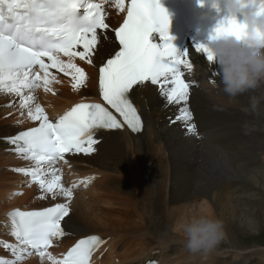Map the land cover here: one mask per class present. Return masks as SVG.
Here are the masks:
<instances>
[{"label": "bare ground", "instance_id": "1", "mask_svg": "<svg viewBox=\"0 0 264 264\" xmlns=\"http://www.w3.org/2000/svg\"><path fill=\"white\" fill-rule=\"evenodd\" d=\"M125 10L126 0L122 11L114 0L108 25L116 24L118 14ZM109 32L105 33L108 39L101 50L93 57L94 63L72 58L87 75L84 86L73 90L72 76L51 68L48 77L51 91H45L43 80L39 81L36 92L41 96L40 102L43 99V106H40L49 119L77 102L98 96L97 67L118 49ZM195 42L192 37L186 39L184 49L190 53L192 69L182 68V71L184 79L191 81L188 106L196 132L189 133L185 122L176 120L183 103L166 104L158 85L147 83L131 92L143 118V130L135 135L127 130L100 133L96 137L99 143L94 154L67 156L59 165L68 178L83 179L91 193L113 197L117 205L127 209L134 205V212L129 214L118 206L111 207L95 213L98 222H94L88 218V212L84 216L85 211L76 208L79 202L72 204L80 217L71 215L69 209L61 226L66 235L56 239L48 251L55 260L58 252L71 241L97 233L109 238L108 252L125 261L106 256L103 264L140 262L151 253H156L162 264H250L251 261L259 264L264 261V250H260L259 245H250L249 240L239 241L247 236L254 239L264 230V82L236 98L228 97L222 90L219 76L211 74L218 71V65H209L202 54L196 53ZM59 58L64 62L69 60L66 56ZM38 72L43 77L40 69ZM21 92L23 98L28 97L25 91ZM21 99L16 93L0 92V114L3 110H7L5 115L18 110L12 117H20L22 111L30 108L29 103L22 109L12 107L13 102H21ZM9 123L0 121V180L11 175L15 177L12 170L36 166L35 161L18 154L8 138L19 130L39 126V121L28 116L24 126ZM42 169L51 173L56 170L49 163L43 164ZM0 187L5 190V186ZM7 187L20 193L10 194L9 197H16L15 206L10 207L35 209L29 204L36 199L34 192L38 185L30 183V178L25 186L16 181ZM0 198L3 200L1 194ZM55 204L66 202H51L39 208ZM27 205V209L24 208ZM108 216L125 219L126 228L120 224L117 229H100ZM199 216L215 217L223 222L225 246H221V241L208 254H192L186 249L181 226ZM78 219H83L84 225ZM3 222L7 230L9 220L4 215L0 217V230H3ZM125 232L134 235L127 240ZM114 238L117 240L113 241ZM112 244L117 248L113 249ZM45 259L47 264H53L48 256L37 257L32 263L39 264Z\"/></svg>", "mask_w": 264, "mask_h": 264}, {"label": "snow or ice", "instance_id": "2", "mask_svg": "<svg viewBox=\"0 0 264 264\" xmlns=\"http://www.w3.org/2000/svg\"><path fill=\"white\" fill-rule=\"evenodd\" d=\"M124 2L116 0V7L121 11ZM168 27V14L159 0H128L123 23L114 30L119 50L99 67L98 87L104 104L76 103L55 122L49 120L39 105L34 112L29 110V118L39 121V126L8 140L16 145L14 150L18 154L35 161L36 166L15 171L30 175V183L38 184L42 191L59 190L71 199V189L60 185L55 171L53 180L43 179L41 166L54 164L66 154L94 152V145L99 143L94 137L99 129L114 130L126 125L132 132L141 131V116L130 94L149 82L159 86L166 104L183 103L176 120L184 121L187 131L195 133L196 125L188 106L191 81L184 79L185 73L181 70L183 67L191 71L190 53L173 46ZM242 27L243 20L238 21L226 13L207 39L195 42L193 49L202 54L209 65L214 64V55L206 41L223 30L239 35ZM108 30L105 9L93 0H0V92L21 95V107H26L34 97L23 98L21 89L40 87L38 81L43 80L44 90L51 91L48 87L50 68L72 76L73 90L84 86L87 75L72 58L94 63L93 57L108 39L105 35ZM154 32L159 33V44L150 40ZM60 54L69 57L68 62L60 60ZM36 66L43 77L35 71ZM68 69L72 71H66ZM211 74L217 77L218 71ZM7 215L12 221L13 235L20 238L22 244L39 250L51 247L54 239L66 235L61 221L69 215V208L67 204H55L39 211L13 209ZM99 243V236H89L77 241L62 260L56 261L50 254L48 258L53 264H87ZM39 255L43 257L45 253L40 251Z\"/></svg>", "mask_w": 264, "mask_h": 264}, {"label": "clouds", "instance_id": "3", "mask_svg": "<svg viewBox=\"0 0 264 264\" xmlns=\"http://www.w3.org/2000/svg\"><path fill=\"white\" fill-rule=\"evenodd\" d=\"M227 14L242 16L239 35L223 30L206 41L218 65L223 92L236 98L264 82V0H209ZM185 247L192 254H208L224 239L223 222L215 217H193L182 226Z\"/></svg>", "mask_w": 264, "mask_h": 264}, {"label": "rangeland", "instance_id": "4", "mask_svg": "<svg viewBox=\"0 0 264 264\" xmlns=\"http://www.w3.org/2000/svg\"><path fill=\"white\" fill-rule=\"evenodd\" d=\"M110 25L112 26L113 24H110ZM25 95L34 97V99L29 102V106H30V108H32L31 111L34 112L37 105H39V106L42 105L43 106V99H41V102H40V97L41 96L39 95L38 92H36V91L32 92L31 91L30 94L25 93ZM35 97H36V100H35ZM33 101L35 103H33ZM12 105H13L12 107H15L16 109L17 108L22 109V107H20L21 106V102H19L18 100L13 102ZM42 106H40V107H42ZM30 108L28 110H26V111L20 110V111H22V115L20 117H18V118L12 117V116H15V112L18 111V110L13 111L12 113H9V114H6V115H5V113H7V110H3L2 111V113H3L2 115L3 116L0 114V121H8V122H10L9 124L14 125L16 127L24 126L26 124V120H27L28 112H29ZM6 109H12V108L6 107ZM55 169L56 170L60 169V165L56 166ZM41 171H44V169H42ZM49 171L50 170H45L44 173H46V172H48L46 174H52L53 173V172L51 173ZM61 171L62 172H66L63 169ZM12 173L14 174L15 177H13L11 175L10 178H2L0 180V186H5L4 187L5 190L2 189V187H0V194L2 195V198H3V200L0 198V217L3 216V215L6 216L7 210L8 209H13L12 207L15 206L14 202H15L16 197H14V195H15L16 192H13L12 188L10 187L11 188L10 189L7 186L8 185H12V183H14L16 181L18 183H20V186H25L27 178H30L29 176H25L24 177L22 175H19L18 174L19 172L15 171V170H12ZM51 178L54 179V177H51ZM72 178L73 177L68 178L67 172H66V175H64V177H62V180L66 182V179H67V183H69L70 179H72ZM45 181H48L47 177L45 178ZM63 188L66 189V185ZM80 188L81 187H78L77 190H79ZM83 189H85V191H82L80 193H78L76 191L72 192L71 199H68L59 190H54L53 193H48V192L42 191L40 189L39 185H38V188L34 192V195H35L34 197H36V199L34 200V202H32V204H29V205H33L35 207V209H38L41 205L42 206L45 205L46 202H48V203H51V202H66V204L68 205V207L70 209V214L71 215H76L77 217H80V214L76 213L73 210V208H72V204H74L76 202H79V205L76 208H81L82 211H85L84 212V216H86V212H88V215L90 216L88 218H91V220H93L94 222H98L95 219V216H94L95 213H98V212L101 213L102 211H107L111 207H117L118 206L120 209H124V210L128 211L129 214H132L134 212V209H135L134 205H131V207H129V209H130L129 210V209L125 208L124 206L117 205L116 204L117 200H115V198H113V197H107V196L104 197V196H101V194L97 195V193H95V192L91 193V188H89V186H86ZM12 193H14V195L9 197L10 194H12ZM41 194H45L44 196H46V195L47 196L44 197L43 199H41V196H42ZM38 195L39 196L41 195L40 198H39ZM62 195H63L64 198L62 197ZM87 195H88V198H86ZM22 205H24V204H22ZM10 206H12V207H10ZM27 207H28V205L26 207H24V208L27 209ZM14 208H17V207H14ZM92 211H95V212H92ZM137 214H138V212H137ZM84 216L82 218H84ZM82 221H83V219H78V222L81 225H84V223ZM102 222L105 223V224L104 225H100L101 226L100 229H104L103 227H105V229H108V230L117 229V228H119L120 224H122L124 226V228H126V226H127V224L125 222V219H122V218H119V217H114V216H112L110 218L108 216L107 219L105 218L104 221H102ZM2 228H3V230L5 232H2L3 230H0V237L3 238L4 240L11 241L10 240L11 237L7 234V230H5L6 228L4 226V222L2 224L1 229ZM132 235H134V234H127L125 232V237H126L127 240H130ZM257 235H259V236L255 237L254 239L251 236L250 237L247 236V237L243 238V241L242 240H239V241L240 242H244V241L249 240V241H251L250 245L251 244L259 245V249L260 250H264V247L260 246V245H264V230H262V232H259ZM254 236H256V235H254ZM243 237H244V234H243ZM136 238L139 239V236H136ZM222 245L223 246L226 245L225 241L221 242V246ZM24 249H27V248H24ZM224 249H226V247H224ZM48 251L47 252L45 251V255L43 257H46V256L49 255ZM31 253H32V255L31 256L29 255V257H26L27 255L25 257H23V258L19 257V259H17V257H14L15 262H16L15 264H25V262H27V263L31 262V264H33L32 260L37 258V257H40V256H39L38 252L34 253L32 251H28L26 254H31ZM0 255H6L7 256L8 253L5 250H0ZM17 262H19V263H17ZM39 264H47L46 259L41 261ZM250 264H257V262L255 263L254 261H251ZM259 264H264V261H260Z\"/></svg>", "mask_w": 264, "mask_h": 264}]
</instances>
